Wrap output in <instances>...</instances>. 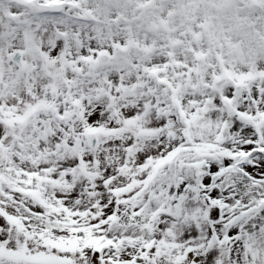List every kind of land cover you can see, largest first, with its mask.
<instances>
[{
  "label": "snow or ice",
  "instance_id": "6c2138e0",
  "mask_svg": "<svg viewBox=\"0 0 264 264\" xmlns=\"http://www.w3.org/2000/svg\"><path fill=\"white\" fill-rule=\"evenodd\" d=\"M0 264H264V0H0Z\"/></svg>",
  "mask_w": 264,
  "mask_h": 264
}]
</instances>
